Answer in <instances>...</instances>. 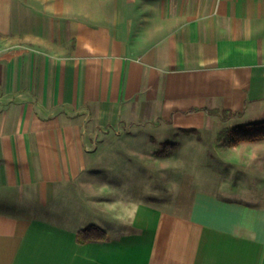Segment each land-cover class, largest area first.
<instances>
[{
  "label": "crops",
  "instance_id": "0c3cea01",
  "mask_svg": "<svg viewBox=\"0 0 264 264\" xmlns=\"http://www.w3.org/2000/svg\"><path fill=\"white\" fill-rule=\"evenodd\" d=\"M262 121L264 0H0V264H264ZM140 128L210 180L140 194Z\"/></svg>",
  "mask_w": 264,
  "mask_h": 264
},
{
  "label": "rangeland",
  "instance_id": "374dc122",
  "mask_svg": "<svg viewBox=\"0 0 264 264\" xmlns=\"http://www.w3.org/2000/svg\"><path fill=\"white\" fill-rule=\"evenodd\" d=\"M154 130L155 129L147 128L137 129L139 133V146L140 148L143 147L147 149H145V153L140 152V155L138 156V181L140 194L163 189L161 185H158L159 180L161 183L164 180L165 191L169 189L171 193H173V191L175 190H178V187L176 188L174 184L179 181V178L182 181L184 180L186 182L187 189H194L198 182L200 183L203 180H210L211 149L209 147V143L211 141V138L204 140L205 143H208V147L207 149H205L206 152L204 153H202L201 149L195 147V145L193 144V139H188V142L186 143L190 144L187 145L188 148L186 149L188 153L183 155L178 153L177 146L173 144L175 140L174 136L172 137L171 135L170 137L172 138L169 139L162 137L158 138V133H154ZM111 157H113V155ZM212 158L215 161H218L222 159L223 156H212ZM166 161L170 162V170L166 169V163L164 164L165 170H159V168H162V164ZM183 161L186 162L187 169L185 171H179L176 168L179 165V162L183 163ZM219 162H221V160ZM117 167L119 172L117 171ZM115 168L116 171L114 170V166L110 165V170H107V174L112 175L113 171L120 173V165L118 164V166H116ZM94 173L97 174L98 171H95ZM162 174L164 175V179L160 177L163 176ZM167 178L170 179L171 183V187H169L168 189L166 187Z\"/></svg>",
  "mask_w": 264,
  "mask_h": 264
},
{
  "label": "trees",
  "instance_id": "16d2710c",
  "mask_svg": "<svg viewBox=\"0 0 264 264\" xmlns=\"http://www.w3.org/2000/svg\"><path fill=\"white\" fill-rule=\"evenodd\" d=\"M211 112L214 114L220 113L218 110H211ZM222 115L226 118L229 116V112H222ZM259 137H264V121L238 126L230 130L227 135L228 142L231 144L237 143L242 139L253 140ZM106 236L107 234L96 225H90L78 231V241L81 243L93 239H103Z\"/></svg>",
  "mask_w": 264,
  "mask_h": 264
}]
</instances>
